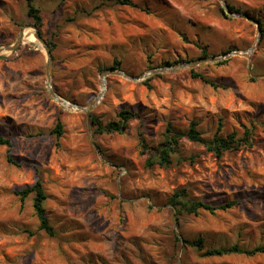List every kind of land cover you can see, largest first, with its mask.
<instances>
[{
	"label": "rangeland",
	"instance_id": "374dc122",
	"mask_svg": "<svg viewBox=\"0 0 264 264\" xmlns=\"http://www.w3.org/2000/svg\"><path fill=\"white\" fill-rule=\"evenodd\" d=\"M121 1L35 0L58 97L86 107L104 93L86 113L50 95L26 0H0V49L25 29L20 47L0 54V136L13 142L0 147V264H264V254H205L264 245V26L254 49L257 25L244 18L264 17V0H226L249 14L241 17L218 0ZM108 71L138 80L109 75L106 83ZM123 110L138 116L127 130L95 131L92 115L108 124ZM193 119L206 139L255 123V139L216 157L183 138L162 166L167 125L185 130ZM39 178L54 235L40 230L34 196L22 203L16 194ZM178 190L232 206L178 214L169 202Z\"/></svg>",
	"mask_w": 264,
	"mask_h": 264
},
{
	"label": "trees",
	"instance_id": "16d2710c",
	"mask_svg": "<svg viewBox=\"0 0 264 264\" xmlns=\"http://www.w3.org/2000/svg\"><path fill=\"white\" fill-rule=\"evenodd\" d=\"M28 16L33 19L34 25L40 31V28L43 25V18L40 14V10L35 4V0H26ZM122 4L131 5L132 0H122ZM230 10L235 14H244L249 15L246 11H241L235 8L233 5L228 3ZM222 10V9H221ZM223 11V10H222ZM226 16V14L224 13ZM253 18V17H252ZM255 20L260 24V27L263 30L264 26V17L255 18ZM204 56H207V53L204 52ZM118 65V63H117ZM110 70H119L118 67H111ZM193 78L201 79L207 84H212L209 79L204 75L197 73L195 71L191 72ZM118 122H111L108 124L102 123L99 118L95 115H92L91 122L95 127V131L99 134L103 133H121L128 129L129 123L137 118L138 116L130 111L123 110L118 115ZM199 123L193 119L189 122L187 128L181 129L177 126L169 123L166 127V133L164 135V142L162 143V148L158 151V161L162 166H167L172 163V156L179 153L180 143L183 138L188 139L191 142L203 145L206 149L213 153L216 157H221L224 152L239 149L242 147L252 145L254 138V132L256 129V124L252 123L249 126H244V131L239 133L234 131L228 135H222L220 132L216 133L212 139H206L201 131L198 128ZM56 135V138L59 140L63 135V124L61 121H58L56 127L53 131ZM144 141V139H142ZM0 147H7L9 150L13 147V142L10 138L0 136ZM8 161L12 164L17 165V162L8 157ZM152 165V163H151ZM16 194L20 197L22 203L26 200L27 197L33 195V207L35 214L38 218L40 224V230H44L49 235H54L55 231L53 226L50 223V218L45 207V202L47 199V194L43 186L42 180L39 178L34 185L27 186L22 190L16 191ZM170 204L172 207L181 214L183 212L189 214H200L201 211H208L212 214H215L218 210H226L232 206V203L225 204L220 207L212 206L203 201L196 199H189L185 190H178L174 196L170 199ZM188 242V241H186ZM197 246L199 250H203V247L199 243L193 244ZM206 255L208 256H222L230 254H246V255H255V254H264V245L258 246L252 250H243L239 246H232L229 248H222L219 250H207Z\"/></svg>",
	"mask_w": 264,
	"mask_h": 264
},
{
	"label": "water",
	"instance_id": "95a60500",
	"mask_svg": "<svg viewBox=\"0 0 264 264\" xmlns=\"http://www.w3.org/2000/svg\"><path fill=\"white\" fill-rule=\"evenodd\" d=\"M225 13L231 17H241L239 15H236L234 14L230 8H229V5L228 3L226 2V0H218ZM244 18L252 21L253 23H255L257 25V31H258V38H257V42H256V45L254 47V49L259 45V42H260V39H261V36H262V30H261V27H260V24L256 21V20H253L251 18H249L248 16H245ZM31 28H33L35 30V37L38 39V41L42 44V46L44 47L45 51H46V54H47V67H46V76H47V80H48V88H49V92H50V95L52 96V98L63 104L61 101H59L57 99L58 97V94L54 91L53 87H52V79H51V67H52V62H53V56H52V51H51V48L50 46L48 45L47 41L44 39V37L42 36L41 32L38 30V28L35 26V25H32ZM24 33H25V29H22L21 32H20V35L19 37L17 38L16 42L10 46V47H7L5 49H0V54L4 51H9V52H14L16 51L20 45L22 44V40L24 38ZM252 49L251 51H249L250 53L254 50ZM236 54H239V55H244L246 57H249V54L248 53H232L231 55H236ZM231 55L229 56H226V57H221V58H208V59H203L201 61H195L192 63V66H196V65H200L201 63H204V62H209V63H214V62H218L224 58H228L230 57ZM186 65H179V66H176V67H185ZM170 69L168 68H163V69H160V70H152L150 72V74H155V73H158V72H164V71H169ZM109 75H119V76H122V77H125V78H129V79H132V80H138V78H132L131 76H129L128 74L124 73V72H118V71H108V72H104L102 74V80L104 79L105 82L107 83V77ZM146 76H149V73L146 74ZM145 76V77H146ZM143 78V77H142ZM102 83V82H101ZM104 96V95H103ZM102 96V98H103ZM62 98V97H61ZM101 100H98L97 97L95 98V100L88 106H80V105H76V104H73V105H76L79 107L80 110L78 111H84L86 113H90L93 108L96 106L97 103H99ZM64 105V104H63ZM70 109V108H69Z\"/></svg>",
	"mask_w": 264,
	"mask_h": 264
},
{
	"label": "bare ground",
	"instance_id": "6f19581e",
	"mask_svg": "<svg viewBox=\"0 0 264 264\" xmlns=\"http://www.w3.org/2000/svg\"><path fill=\"white\" fill-rule=\"evenodd\" d=\"M103 94H104V93L101 92L100 95L97 97V99H98V100H101ZM57 99H58L59 101H61V102L63 101L62 103H63L64 105H66L67 107H70L71 109H79L78 106H76V105H72V104H70L69 102H67V101H65V100H63V99H61V98H59V97H57Z\"/></svg>",
	"mask_w": 264,
	"mask_h": 264
}]
</instances>
